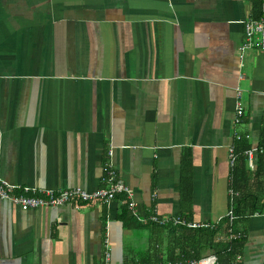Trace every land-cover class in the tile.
<instances>
[{
	"label": "crops",
	"instance_id": "0c3cea01",
	"mask_svg": "<svg viewBox=\"0 0 264 264\" xmlns=\"http://www.w3.org/2000/svg\"><path fill=\"white\" fill-rule=\"evenodd\" d=\"M253 2L0 0V177L94 191L110 162L143 225L117 219L122 196L28 211L0 201V264H102L105 239L112 264L186 262L148 226L179 217L185 158L189 223L235 241L234 264H264V155L245 156L264 139L263 60L239 52Z\"/></svg>",
	"mask_w": 264,
	"mask_h": 264
},
{
	"label": "built area",
	"instance_id": "2783aa9c",
	"mask_svg": "<svg viewBox=\"0 0 264 264\" xmlns=\"http://www.w3.org/2000/svg\"><path fill=\"white\" fill-rule=\"evenodd\" d=\"M264 1V0H263ZM245 40L239 48V52L247 49H257L260 51L263 60V74H264V23L262 20L254 21L247 20L244 23ZM264 96V88L262 90ZM240 91H236V109L237 115L241 116ZM254 153L264 155V142L258 148L249 149L245 152V156L250 161ZM235 157L231 154V166L234 164ZM122 196L124 202L127 203L128 208L133 210L134 203L132 202L133 191L125 185L116 175L111 163H107L104 168V178L101 180V187L94 191H87L82 188H71L59 191L39 190L28 186H20L12 184L0 177V201L8 202L17 206L22 211L36 210L42 208H58L73 204L78 207L81 204H95V203H109L116 198ZM229 221L233 220V213L230 210L227 214ZM142 221L141 219H139ZM150 222L161 226L168 224L187 226L188 228H209L208 224H194L181 221L178 217L174 219L159 218L151 216ZM145 221V220H143ZM102 264H112L111 253L108 240L104 241V250L102 256ZM157 264H217L215 256H206L198 261H186L180 263H157ZM234 264V262H233Z\"/></svg>",
	"mask_w": 264,
	"mask_h": 264
},
{
	"label": "trees",
	"instance_id": "16d2710c",
	"mask_svg": "<svg viewBox=\"0 0 264 264\" xmlns=\"http://www.w3.org/2000/svg\"><path fill=\"white\" fill-rule=\"evenodd\" d=\"M253 20H263L264 23V5L262 0H254L253 2ZM264 142V139H263ZM237 170L234 169L233 188L238 189L236 186ZM191 177H190V164L188 159L185 158L182 166L181 177V191H180V204L181 212L179 219L184 222H189L190 205H191ZM153 208V206H151ZM105 219V216H103ZM117 219L125 228L143 227L131 214L126 202L120 207ZM228 229L230 222L227 218ZM150 231L154 234L157 230L161 234L166 235L165 253L169 256L171 261H187L199 260L207 254H213L217 258V264H233L235 257L238 253V244L235 241H229L226 244H218L215 242L216 229L211 226L210 228H188L187 226L169 224L161 226L153 222H148ZM157 244V243H156ZM161 245V244H158ZM161 261L159 257L156 263ZM149 262V261H148ZM141 263L139 260L133 264ZM147 263V262H146Z\"/></svg>",
	"mask_w": 264,
	"mask_h": 264
}]
</instances>
